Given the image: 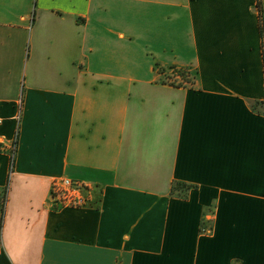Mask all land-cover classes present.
I'll return each instance as SVG.
<instances>
[{
    "label": "crops",
    "instance_id": "crops-1",
    "mask_svg": "<svg viewBox=\"0 0 264 264\" xmlns=\"http://www.w3.org/2000/svg\"><path fill=\"white\" fill-rule=\"evenodd\" d=\"M0 119V264H264V0H0Z\"/></svg>",
    "mask_w": 264,
    "mask_h": 264
},
{
    "label": "built area",
    "instance_id": "built-area-1",
    "mask_svg": "<svg viewBox=\"0 0 264 264\" xmlns=\"http://www.w3.org/2000/svg\"><path fill=\"white\" fill-rule=\"evenodd\" d=\"M15 141L10 148V169L13 168ZM91 190V185L82 180L67 176L55 177L50 184L49 202L55 209L82 208L91 204Z\"/></svg>",
    "mask_w": 264,
    "mask_h": 264
},
{
    "label": "rangeland",
    "instance_id": "rangeland-1",
    "mask_svg": "<svg viewBox=\"0 0 264 264\" xmlns=\"http://www.w3.org/2000/svg\"><path fill=\"white\" fill-rule=\"evenodd\" d=\"M164 72L159 78L162 81L179 84V85H187L193 81L194 72L192 70H182L176 68H169L167 72ZM11 170V169H10Z\"/></svg>",
    "mask_w": 264,
    "mask_h": 264
},
{
    "label": "trees",
    "instance_id": "trees-1",
    "mask_svg": "<svg viewBox=\"0 0 264 264\" xmlns=\"http://www.w3.org/2000/svg\"><path fill=\"white\" fill-rule=\"evenodd\" d=\"M171 84H173V83H171ZM182 186H185V185L178 183V182L173 184V186L171 188V194H174L175 190L177 188L182 187ZM187 187H190V186H187ZM5 203H6V190L2 189V191L0 192V245H1V227H2V220H3V215H4Z\"/></svg>",
    "mask_w": 264,
    "mask_h": 264
}]
</instances>
